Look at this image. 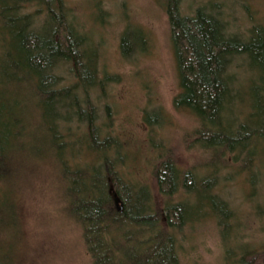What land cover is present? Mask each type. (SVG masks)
Returning <instances> with one entry per match:
<instances>
[{
	"label": "trees",
	"instance_id": "trees-1",
	"mask_svg": "<svg viewBox=\"0 0 264 264\" xmlns=\"http://www.w3.org/2000/svg\"><path fill=\"white\" fill-rule=\"evenodd\" d=\"M26 1L39 10L27 11ZM165 1L181 88L174 105L200 122L201 145L217 161L208 176L197 179L165 158L155 172L160 188L170 195L183 183L191 198L168 202L163 209L178 217V226L214 217L224 243L230 244L236 236V213L215 192L216 173L233 168L234 174L245 172L252 184L258 180L255 167L264 158V22L253 24L243 36L229 32L213 6L199 7L191 16L181 13V0ZM41 7L45 17L39 22ZM130 31L122 35L124 55L132 46ZM238 58L247 61L254 75L249 102L241 96L242 79L235 84L230 70ZM71 61L77 80L66 86L58 71ZM98 84L97 52L69 20L62 0H0V264H14L19 221L12 191L5 189L20 155L43 156L40 148H31L36 143L47 152L55 149L63 162L67 208L82 227L93 264H182L173 233L178 226L170 218L169 226L163 225L150 187L117 169L127 158L123 141L101 133L94 114L84 110L86 99L79 92L88 93ZM158 116L148 114L145 120L152 123ZM72 121L84 124L86 131L71 130ZM41 130L49 133L38 134ZM79 150L89 159L71 162ZM238 162L240 167L234 168ZM256 213L264 216V205L258 203ZM225 249L224 264H251L248 256L264 251V243L255 249L237 244Z\"/></svg>",
	"mask_w": 264,
	"mask_h": 264
},
{
	"label": "rangeland",
	"instance_id": "rangeland-1",
	"mask_svg": "<svg viewBox=\"0 0 264 264\" xmlns=\"http://www.w3.org/2000/svg\"><path fill=\"white\" fill-rule=\"evenodd\" d=\"M62 4L69 20L88 36L97 52L99 84L88 93L79 92L81 100L86 99L82 103L85 112L94 114V126L101 133L123 141L127 158L124 164L118 163L116 167L150 187L160 209L161 223L169 226L170 218L178 226V217L163 208L168 202L191 197L183 183L176 193H165L155 172L162 168L165 158L171 157L184 173L191 171L199 179L209 175L217 157L201 145L200 122L191 112L174 105L181 88L166 1L62 0ZM25 5L27 11L39 10L36 3L26 1ZM203 6L210 10L215 7L231 33L246 36L253 24L264 22V0L180 1L183 15L192 16ZM40 9L39 22L45 17L43 7ZM127 28L131 29L132 46L124 55L121 40ZM139 40V44L134 45ZM244 61L235 59L230 70L236 76L235 84L239 85L242 79L241 96L249 102L254 75ZM58 74L66 86L77 80L72 61L62 65ZM24 98V93L18 96L19 100ZM148 114L159 116L148 123L145 120ZM70 126L76 133L87 129L76 121ZM48 133L41 130L38 134ZM35 147L43 151V156L20 155L15 162L16 173L7 188L4 187L12 191L19 214L18 230L13 237L14 264H93L86 250L82 227L67 208L63 162L58 160L55 149L47 152L42 143L31 146ZM82 150L71 162L89 159ZM258 162L255 170L260 173L255 184L243 171L237 170L234 174L233 168H222L216 173L215 192L236 213L233 220L237 224L236 236L230 244L224 243L212 216L173 228L182 264H224L225 246L249 245L254 249L262 246L264 216L257 215L256 205H264V158ZM240 164L238 162L234 168H239ZM248 257L251 264H264V251Z\"/></svg>",
	"mask_w": 264,
	"mask_h": 264
}]
</instances>
